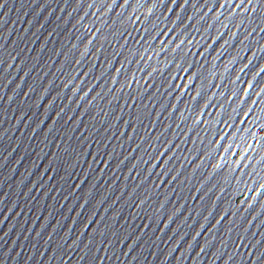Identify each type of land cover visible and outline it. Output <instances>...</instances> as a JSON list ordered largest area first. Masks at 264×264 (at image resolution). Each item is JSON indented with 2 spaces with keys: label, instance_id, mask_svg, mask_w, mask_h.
I'll return each mask as SVG.
<instances>
[{
  "label": "snow or ice",
  "instance_id": "obj_1",
  "mask_svg": "<svg viewBox=\"0 0 264 264\" xmlns=\"http://www.w3.org/2000/svg\"><path fill=\"white\" fill-rule=\"evenodd\" d=\"M249 2H250V0H249ZM3 7V4L2 3H0V8H2Z\"/></svg>",
  "mask_w": 264,
  "mask_h": 264
}]
</instances>
